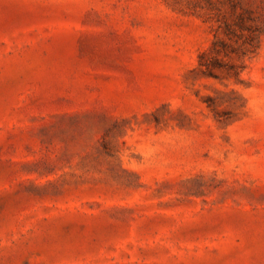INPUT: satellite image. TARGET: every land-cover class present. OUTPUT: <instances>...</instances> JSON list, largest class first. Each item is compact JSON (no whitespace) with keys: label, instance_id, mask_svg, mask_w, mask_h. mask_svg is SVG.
Instances as JSON below:
<instances>
[{"label":"rangeland","instance_id":"1","mask_svg":"<svg viewBox=\"0 0 264 264\" xmlns=\"http://www.w3.org/2000/svg\"><path fill=\"white\" fill-rule=\"evenodd\" d=\"M0 264H264V0H0Z\"/></svg>","mask_w":264,"mask_h":264}]
</instances>
